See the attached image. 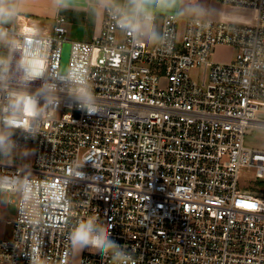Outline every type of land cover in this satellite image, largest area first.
Wrapping results in <instances>:
<instances>
[{"label":"built area","instance_id":"1","mask_svg":"<svg viewBox=\"0 0 264 264\" xmlns=\"http://www.w3.org/2000/svg\"><path fill=\"white\" fill-rule=\"evenodd\" d=\"M217 1L255 10L254 23L162 14L155 46L130 39L108 8L90 41L70 40L64 15L52 33L4 26L17 45L10 88L21 52L48 79L63 73L68 42L67 71L86 74L104 110L89 116L62 89L58 108L23 118L33 130L16 129L14 149L35 150L23 164L0 161V210L5 195L16 204L14 217L0 218L11 226L0 264H30L37 248L45 264H108L70 247L71 227L87 214L111 225L137 264H264V149L245 144L264 127V0ZM218 46L234 58L212 60ZM243 168H255L253 189L240 185Z\"/></svg>","mask_w":264,"mask_h":264},{"label":"clouds","instance_id":"2","mask_svg":"<svg viewBox=\"0 0 264 264\" xmlns=\"http://www.w3.org/2000/svg\"><path fill=\"white\" fill-rule=\"evenodd\" d=\"M59 2V0H57ZM106 8L111 11L115 25L134 41L151 43L155 46L163 40L158 26V17L172 13L176 18L185 14L204 15L205 9L198 3L188 8L178 7V0H105ZM13 0H0V43L8 45L10 54L0 56V85L5 92L0 104V154H10L16 147L13 139L15 130L22 128L29 134L32 125L23 118L39 116L41 108H58L60 91L67 89L73 104L89 116L98 115L104 109L86 74L67 71L45 79V68L37 62L35 56L21 52L15 64L18 87L10 88L11 52L17 45L8 39L5 25L17 15ZM42 83L33 92L31 85ZM69 244L72 250L82 253L88 250L104 257L108 264H137L134 251L128 250L112 239L111 225L104 223L98 214L79 217L69 232ZM36 252L27 257L30 264H45L44 258Z\"/></svg>","mask_w":264,"mask_h":264},{"label":"crops","instance_id":"3","mask_svg":"<svg viewBox=\"0 0 264 264\" xmlns=\"http://www.w3.org/2000/svg\"><path fill=\"white\" fill-rule=\"evenodd\" d=\"M13 2L18 11L9 24L30 25L39 32L52 33L55 19L59 15H64L68 20V37L75 41H90L94 35L99 33L106 8L105 0H59V2L57 0H13ZM211 5L218 9V12L213 13L214 18L212 19L214 20L222 18L227 7L231 6L223 5L217 0H211ZM242 18L243 21L235 23L252 24L255 16L252 15L250 18L242 16ZM217 48L233 49L228 46H218ZM3 53L2 43H0V56H3ZM6 230L7 227H3L0 237L8 235Z\"/></svg>","mask_w":264,"mask_h":264},{"label":"rangeland","instance_id":"4","mask_svg":"<svg viewBox=\"0 0 264 264\" xmlns=\"http://www.w3.org/2000/svg\"><path fill=\"white\" fill-rule=\"evenodd\" d=\"M197 3L205 9L204 15L194 16L192 14H185L184 16L181 17L183 20H186L188 18H195V17L214 18L213 13L218 12V9L215 8L214 5H211V0H195L193 2H188L186 0H178V7L186 9L190 6L196 5ZM236 15H238L239 17H237ZM252 15L256 16V11L250 8L249 9L243 7L235 8L232 6H228L224 16L222 18H216V19L223 21L240 22L243 21L242 16H246L250 18V16ZM180 25H182V22H180ZM7 46H8L7 44L2 43V50L6 51L5 49L7 48ZM235 54L236 51L234 49L217 48L214 50V53L210 58L218 62H229L234 58ZM196 73H197L196 71L193 72V74ZM261 116H264V113H261ZM245 144L251 148L264 149V127L255 128L249 134H247ZM34 150H35V145L29 143L26 145L24 150L13 149V151L10 154H0V161L7 163L18 162L23 164L28 160H32V157L34 155ZM254 176H255V168H243L241 172V178L239 179L240 185L248 189H253L258 184L253 180ZM14 200L16 203L18 200L17 196H14ZM2 205L5 206L6 209L0 210V218H12L15 216L16 204L14 203L9 204L7 201V195H5ZM5 226L7 227L6 233L8 234L6 237H9L11 234V226L7 224H0V235L2 234L3 227Z\"/></svg>","mask_w":264,"mask_h":264},{"label":"water","instance_id":"5","mask_svg":"<svg viewBox=\"0 0 264 264\" xmlns=\"http://www.w3.org/2000/svg\"><path fill=\"white\" fill-rule=\"evenodd\" d=\"M70 43H64L62 51L61 72H66L70 55Z\"/></svg>","mask_w":264,"mask_h":264},{"label":"snow or ice","instance_id":"6","mask_svg":"<svg viewBox=\"0 0 264 264\" xmlns=\"http://www.w3.org/2000/svg\"><path fill=\"white\" fill-rule=\"evenodd\" d=\"M249 207H251V205H248Z\"/></svg>","mask_w":264,"mask_h":264}]
</instances>
